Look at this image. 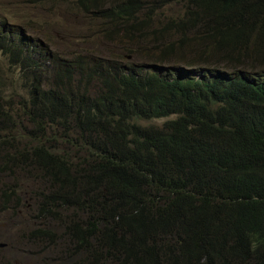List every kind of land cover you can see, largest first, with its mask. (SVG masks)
I'll return each mask as SVG.
<instances>
[{
  "label": "trees",
  "instance_id": "obj_1",
  "mask_svg": "<svg viewBox=\"0 0 264 264\" xmlns=\"http://www.w3.org/2000/svg\"><path fill=\"white\" fill-rule=\"evenodd\" d=\"M76 6L119 31L151 32L158 57L148 70L81 57L100 92L81 93L78 64L61 63L50 88L35 70L36 45L0 28V50L30 87L23 115L0 101L10 121L0 151L13 149L5 168L49 185L39 214L64 226L69 262L264 264V0ZM172 6L177 15L152 29ZM6 87L0 74V99ZM167 116L159 127L137 122Z\"/></svg>",
  "mask_w": 264,
  "mask_h": 264
},
{
  "label": "rangeland",
  "instance_id": "obj_2",
  "mask_svg": "<svg viewBox=\"0 0 264 264\" xmlns=\"http://www.w3.org/2000/svg\"><path fill=\"white\" fill-rule=\"evenodd\" d=\"M178 11V6L159 11L152 29L159 22L165 23L166 16H176ZM3 21L6 24H2ZM3 25L14 35H21L22 32L25 41L36 45L39 64L35 70L43 81L49 83L50 88L55 70H58L61 63L66 67L78 64L75 67L77 86L81 93L86 89L89 94H96L102 85L94 75L95 70L89 69L92 64L90 60L102 59L103 63L113 60L118 64L148 70L152 69L158 57L156 40L151 32L140 35L119 31L122 30L120 22L84 13L76 6V0H0V28ZM81 57L90 63L88 68L79 65L83 59ZM20 68L19 63L12 61L5 51L0 50V74L7 86L0 101L8 109L13 106L10 113L19 112L23 115L18 106L20 101L22 103L30 98V87L25 84ZM85 82L87 85H84ZM174 117L140 119L137 122L143 126L159 127ZM0 125L8 127L10 121L0 115ZM33 128V124L28 122L27 130ZM60 147V150L65 147L68 149L65 144H60ZM11 154L13 149L7 146L0 151V264H74L69 262L67 250L60 239L64 226L39 214V193L48 192L49 185L42 181L38 172L35 178L34 170L22 171L17 164L12 163L10 165L13 167L9 165L5 168L7 163L3 156ZM50 228L55 229L54 238L39 232Z\"/></svg>",
  "mask_w": 264,
  "mask_h": 264
}]
</instances>
